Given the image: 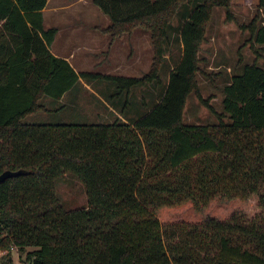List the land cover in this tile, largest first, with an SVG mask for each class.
I'll use <instances>...</instances> for the list:
<instances>
[{"label":"trees","instance_id":"obj_1","mask_svg":"<svg viewBox=\"0 0 264 264\" xmlns=\"http://www.w3.org/2000/svg\"><path fill=\"white\" fill-rule=\"evenodd\" d=\"M230 1L92 0L109 18L111 37L149 32L151 67L136 77L77 73L49 50L57 28L44 26L47 0H0V174L21 171L0 182V264H12L14 247L33 249L30 264H264V65L238 60L221 87L222 112L202 97L197 79H214L200 67L199 48L213 8ZM181 5L193 7L174 38L171 22ZM258 10L240 27L264 50V0ZM175 41L180 57L163 84ZM80 79L113 83L109 100L117 105L126 97L121 116L133 88L154 84L158 94L130 120L23 122L49 110L43 96L58 101ZM191 92L214 124L184 122ZM66 175L82 184L85 206L64 207L56 181ZM214 202H237L239 210L191 221L158 217Z\"/></svg>","mask_w":264,"mask_h":264},{"label":"rangeland","instance_id":"obj_2","mask_svg":"<svg viewBox=\"0 0 264 264\" xmlns=\"http://www.w3.org/2000/svg\"><path fill=\"white\" fill-rule=\"evenodd\" d=\"M71 4L73 6H68ZM192 7L193 5H181L173 18L170 31L174 38L177 37V27L183 22L184 12L190 10ZM258 11V0H231L229 8L214 7L211 18L206 25L205 40L201 42L199 48V58L203 59V61H200V67L206 73L214 74V79L211 81L207 76L200 73H198L197 79L202 97L208 99L217 112L223 111V93L221 92V87L233 74V67L234 65H238V60L240 59V64L256 61L258 64L264 65V50L261 48L262 45H255L253 43V47L246 40L249 37V31L240 27L242 24L250 22ZM260 13L264 16V10ZM44 15L46 25L75 26L78 30L72 35L75 36L74 39L79 40H81L79 30L91 31L88 34L91 37L93 36L92 28L94 26H103V22H108L109 20L93 4L92 0H50ZM137 31H143L144 34L141 32L137 33ZM133 33V35H124V38H114L112 39L113 42L109 40V43L112 44V47H108L109 50L106 49V44L103 48L100 46L99 50L91 53L90 56L92 58L89 59L87 57V60L90 62V64H86L89 67L88 69L96 71L100 66L107 67V64H109L111 69H113L110 71H114L115 68L112 66L118 64L117 68L119 70L111 73L136 77L147 73L151 67L153 53L149 32L137 28ZM105 39L108 41L110 37L106 36ZM89 40L90 38L86 41L89 42ZM100 43L104 44L105 42L92 40L90 44L92 48H96ZM179 48V43L175 41L165 54L168 60L167 65L163 67L160 73L163 84L166 83L169 69L174 66L180 57ZM73 64L77 65L76 63ZM84 65L82 66L84 67ZM83 82H85L86 87L81 82V84L68 92L63 102L43 96L40 100L41 103L46 105L47 102L51 101V103L49 102V110L29 114L23 119V122L32 124H86L111 122L116 117L130 120L147 112L153 106L154 97L158 94L157 86L154 84L133 88L128 96V113H126V116H121L120 108L123 107V103H126L125 94L120 99L115 100L116 102L119 101L117 105H107L105 108L102 102L97 99V95H100L99 85L103 86L105 90L110 89L114 93L115 85L113 83L110 81L88 79L83 80ZM109 95H104L108 99L106 103L112 101L109 100ZM104 96L101 97L105 99ZM103 116L111 119L102 118ZM183 120L187 124L212 125L216 122V117L206 106L199 102L195 92H191L186 100ZM56 190L66 209L72 210L86 205L84 188L73 177L66 175L57 180ZM235 210H239L237 202H214L200 212H196L193 205L187 204L179 208L166 209L159 213L158 217L162 221L174 219L191 221L204 219L209 216L224 218ZM31 250L33 249L30 247L23 250L14 247L11 251L12 264H30L26 260V254ZM3 254L5 252L0 251V257Z\"/></svg>","mask_w":264,"mask_h":264},{"label":"crops","instance_id":"obj_3","mask_svg":"<svg viewBox=\"0 0 264 264\" xmlns=\"http://www.w3.org/2000/svg\"><path fill=\"white\" fill-rule=\"evenodd\" d=\"M50 0H47V3L45 5V7L42 9V14H43V19H44V26L46 27H50V24L49 25H46L45 24V15H44V12L46 10V7L48 5V2ZM68 6H73L72 4L71 5H68ZM68 8V7H67ZM52 26L56 27L57 28V33L54 37V40L52 41V43L50 44L49 46V50L51 51V53L55 56H58V57H61V58H64L66 59L71 65L72 67L74 68V70L77 72V73H82V72H93V73H99V74H113L111 72H114L115 70H119L117 67H118V64L117 65H113L112 67L115 68L114 71H110V70H113L111 69V67L109 66V64H107V67H103V66H98L99 69L96 70V71H90V69H88L89 67L86 66V64H90V62L87 60V57L90 59L92 58L90 55L91 53H94L96 52L97 50H99V47L101 46L102 48L104 47V45L107 44V50L108 47H112V44L109 43V40H111V42H113L112 39H116L117 37H111L110 34L106 33L105 32V29L110 25V21L108 20L103 22V26H94L92 29H93V36L89 37L88 34H90L91 31H83V30H79L80 32V38L81 40L79 39H74L75 36H73L72 34L76 33L78 29H76L75 26H62V25H57V24H51ZM136 30V29H135ZM134 30V31H135ZM133 31V32H134ZM131 32L127 35H133L134 33ZM138 32H141L144 34L143 31H137ZM126 34H123L121 36H119V38H124ZM106 36H109L110 39H108V41L105 39ZM60 38V40H59ZM89 40V42H87L86 40ZM96 41V40H100V41H104L105 43H100L98 45V47L96 46V48H92L91 47V41ZM102 54V53H101ZM83 58V60H82ZM73 63H76L77 65L73 64ZM83 64L84 67L82 66ZM82 66V68H80ZM80 84L82 82V84L86 87V84L85 82H83V79H80L79 80ZM99 92H100V95L103 97L104 95H108L110 93V90H105L103 86L99 85ZM69 91H67L66 93H64L60 100H58V102H63L67 96ZM100 95H97V99L100 100L105 108V106L107 105H112L114 106V104L110 101V103H106V100L107 97L102 98ZM51 103V101H49ZM49 102L46 103V105L48 104V106L46 108L49 107ZM57 102V101H56ZM42 111H45V110H42ZM110 112V111H109ZM112 112V111H111ZM102 118H107V119H111L107 116H103Z\"/></svg>","mask_w":264,"mask_h":264},{"label":"water","instance_id":"obj_4","mask_svg":"<svg viewBox=\"0 0 264 264\" xmlns=\"http://www.w3.org/2000/svg\"><path fill=\"white\" fill-rule=\"evenodd\" d=\"M19 173H21L20 170H18V171L5 170V171H3L0 174V182L3 181L7 177L14 176V175H18Z\"/></svg>","mask_w":264,"mask_h":264}]
</instances>
